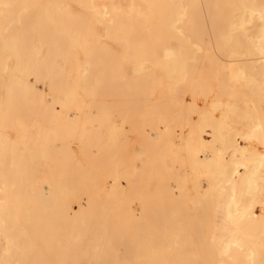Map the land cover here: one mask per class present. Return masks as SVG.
Returning a JSON list of instances; mask_svg holds the SVG:
<instances>
[{
    "label": "bare ground",
    "instance_id": "obj_1",
    "mask_svg": "<svg viewBox=\"0 0 264 264\" xmlns=\"http://www.w3.org/2000/svg\"><path fill=\"white\" fill-rule=\"evenodd\" d=\"M0 264H264V0H0Z\"/></svg>",
    "mask_w": 264,
    "mask_h": 264
}]
</instances>
